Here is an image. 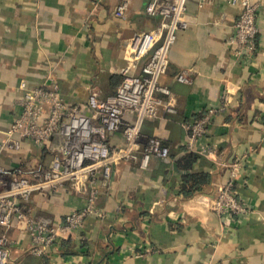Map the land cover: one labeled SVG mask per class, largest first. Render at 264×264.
Returning a JSON list of instances; mask_svg holds the SVG:
<instances>
[{"label": "crops", "instance_id": "obj_1", "mask_svg": "<svg viewBox=\"0 0 264 264\" xmlns=\"http://www.w3.org/2000/svg\"><path fill=\"white\" fill-rule=\"evenodd\" d=\"M121 1L0 0V136L21 110L22 79L35 87L52 70L64 99L84 106L92 87L102 95L114 91L129 38L160 20L145 12L146 0H130L126 17H120L115 9ZM252 1L259 4L258 47L253 56L237 59L230 38L241 7L227 0L203 6L188 0L189 25L178 31L160 79L177 111H162L142 125L146 136L170 145V158L152 156L146 166L131 160L114 164L97 199L99 212L85 219L79 237L58 239L46 255L31 253L30 235L16 220L0 225V234L9 238L11 264H264V0ZM184 69L194 72L182 82L177 76ZM224 93L229 103L212 117L204 137L216 152L188 151V124L220 105ZM109 140L125 143L119 130ZM59 143L57 136L54 144ZM188 152L196 156L191 163L182 159ZM52 155V148L41 150L25 140L1 161L11 171L31 174ZM244 155L238 190L251 210L240 223L224 227L211 200L228 179L225 164ZM187 173L204 179L189 181L184 191ZM85 203V194L64 186L35 192L28 206L32 214L59 222Z\"/></svg>", "mask_w": 264, "mask_h": 264}, {"label": "built area", "instance_id": "obj_2", "mask_svg": "<svg viewBox=\"0 0 264 264\" xmlns=\"http://www.w3.org/2000/svg\"><path fill=\"white\" fill-rule=\"evenodd\" d=\"M146 1L145 12L160 16V20L155 27L136 30L129 38L124 50L125 65L113 92L102 95L99 89L92 87L84 106L64 99L52 70L38 86L31 87L25 79L20 82L21 110L0 136V225L9 227L16 220L29 233L30 251L35 255L48 254L60 238L74 234L79 237L78 231L85 219L99 212L97 199L112 179L114 164L131 160L146 166L152 156L169 159L172 154L170 145L163 144L158 137L146 136L142 125L145 119L158 117L162 111H177L171 90L161 84L160 79L168 69L169 52L178 31L189 25L188 0ZM197 1L203 6L215 0ZM227 2L241 7L230 38L232 53L237 59L253 56L258 47L259 4L252 0ZM129 3L130 0H122L116 6V14L126 17ZM193 72V69H184L177 79L189 81ZM228 103L229 95L224 93L220 105L209 107L188 124L190 133L184 144L188 151L206 155L216 152V145L205 141L204 137L212 117L226 109ZM128 114L134 119L127 120ZM118 130L122 131L125 143L114 146L109 137ZM57 136L61 143L54 144ZM25 140L41 150L52 148L53 151L49 163L31 174L11 171L1 161L5 151L20 149ZM247 157L244 155L225 164L229 168L228 179L219 185L211 200V209L224 227L240 223L251 210L238 190ZM64 186H72L85 194V205L70 211L59 222L31 213L28 203L35 192ZM150 251L148 248L138 253ZM0 264H11V248L5 234H0Z\"/></svg>", "mask_w": 264, "mask_h": 264}, {"label": "trees", "instance_id": "obj_3", "mask_svg": "<svg viewBox=\"0 0 264 264\" xmlns=\"http://www.w3.org/2000/svg\"><path fill=\"white\" fill-rule=\"evenodd\" d=\"M158 137V136H155ZM159 139H161L160 137H158ZM162 141V139H161ZM162 143L164 144V142L162 141ZM166 145V144H165ZM195 154L192 152H188L186 155H184L182 157V159L184 161H189L190 163L193 162V159H195ZM202 179H204V174H192V173H187L184 177V191L187 188L186 185L187 183H189V181H196V182H200Z\"/></svg>", "mask_w": 264, "mask_h": 264}, {"label": "rangeland", "instance_id": "obj_4", "mask_svg": "<svg viewBox=\"0 0 264 264\" xmlns=\"http://www.w3.org/2000/svg\"><path fill=\"white\" fill-rule=\"evenodd\" d=\"M209 264H212V263H209Z\"/></svg>", "mask_w": 264, "mask_h": 264}]
</instances>
